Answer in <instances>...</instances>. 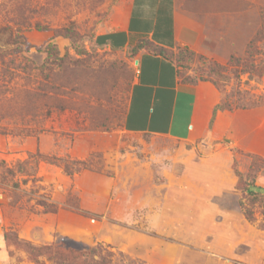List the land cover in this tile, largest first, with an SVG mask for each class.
I'll use <instances>...</instances> for the list:
<instances>
[{
	"label": "rangeland",
	"instance_id": "obj_1",
	"mask_svg": "<svg viewBox=\"0 0 264 264\" xmlns=\"http://www.w3.org/2000/svg\"><path fill=\"white\" fill-rule=\"evenodd\" d=\"M129 1L0 0V264L61 240L111 264H264V201L237 175L264 197V0H178L202 32L169 53L180 82L229 105L189 140L124 131L136 54L96 37ZM52 157L86 166L69 175Z\"/></svg>",
	"mask_w": 264,
	"mask_h": 264
},
{
	"label": "crops",
	"instance_id": "obj_2",
	"mask_svg": "<svg viewBox=\"0 0 264 264\" xmlns=\"http://www.w3.org/2000/svg\"><path fill=\"white\" fill-rule=\"evenodd\" d=\"M142 41L163 48L167 56L145 49L136 54L137 75L129 93L124 131L189 140L204 129L218 100L203 97L199 86L180 82L168 54L185 47L198 49L202 32L180 10L178 0H130L117 28L96 37L98 46L126 51Z\"/></svg>",
	"mask_w": 264,
	"mask_h": 264
},
{
	"label": "trees",
	"instance_id": "obj_3",
	"mask_svg": "<svg viewBox=\"0 0 264 264\" xmlns=\"http://www.w3.org/2000/svg\"><path fill=\"white\" fill-rule=\"evenodd\" d=\"M145 42L150 43L154 48H156V50L148 51L167 56V53L163 48H160L159 46H156L154 43L149 41H142L135 48L130 49L132 53L137 54L139 51L145 49V47H143ZM215 85L218 88H221L218 82H216ZM228 107L229 105L225 101L216 105L213 110V118L218 111L225 110ZM35 157L36 155L31 156L32 159H35ZM51 159L56 162L62 163L64 165L66 173H68L69 175L80 172L86 166L84 162L73 163V166H71L69 162L60 158L52 157ZM254 168L255 163L251 165V170ZM17 172L23 175H28V172L24 168L23 163L19 165ZM7 173L10 175V177H15L17 174L12 169H7ZM237 175L239 177L238 189L243 192L245 191L248 194V196L250 197V203H256V201H264V197L259 193L254 192L253 190L255 185L253 183L254 176L251 172L247 174H241L240 172H238ZM14 186L18 187L16 184H14ZM39 204L45 209V212L55 213L57 211L56 206L44 200H40ZM244 215L249 221H252L254 219V214L250 209L244 208ZM4 240L7 243L15 242L16 245H22L20 242H18V238L13 232H5ZM24 246L30 251V255L33 257L35 264H43V262L40 261V257L47 258L48 260L52 261L53 264H111L113 257L112 252H105L100 246L88 247L86 245H75L65 240H61L48 245H43L38 248H33L27 245Z\"/></svg>",
	"mask_w": 264,
	"mask_h": 264
}]
</instances>
